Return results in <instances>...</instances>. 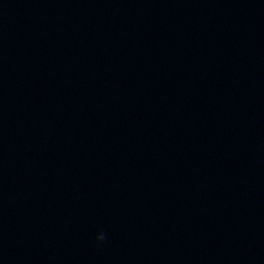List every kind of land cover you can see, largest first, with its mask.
<instances>
[{
  "label": "water",
  "instance_id": "water-1",
  "mask_svg": "<svg viewBox=\"0 0 264 264\" xmlns=\"http://www.w3.org/2000/svg\"><path fill=\"white\" fill-rule=\"evenodd\" d=\"M0 264H264V0H0Z\"/></svg>",
  "mask_w": 264,
  "mask_h": 264
},
{
  "label": "clouds",
  "instance_id": "clouds-1",
  "mask_svg": "<svg viewBox=\"0 0 264 264\" xmlns=\"http://www.w3.org/2000/svg\"><path fill=\"white\" fill-rule=\"evenodd\" d=\"M96 239L98 241H104L105 240V234H104V232H102L99 235H97Z\"/></svg>",
  "mask_w": 264,
  "mask_h": 264
}]
</instances>
